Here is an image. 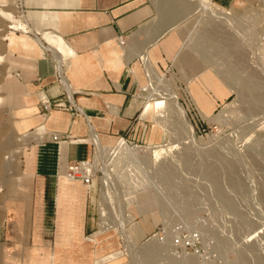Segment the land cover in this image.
<instances>
[{"label":"rangeland","instance_id":"rangeland-1","mask_svg":"<svg viewBox=\"0 0 264 264\" xmlns=\"http://www.w3.org/2000/svg\"><path fill=\"white\" fill-rule=\"evenodd\" d=\"M149 1L155 24L136 51L172 46L135 95L143 108L137 129L124 140L103 137L133 154L93 145L85 160L90 186L79 190L96 237L81 233L75 200L76 218L60 238L53 206L35 232L32 184L22 176L33 138L18 131L5 90L14 81L1 38L15 0L0 7V264H92L97 253L108 257L101 264H264V0H235L228 9L211 0ZM135 62L144 84L145 65ZM170 93L193 138L166 113Z\"/></svg>","mask_w":264,"mask_h":264},{"label":"crops","instance_id":"crops-1","mask_svg":"<svg viewBox=\"0 0 264 264\" xmlns=\"http://www.w3.org/2000/svg\"><path fill=\"white\" fill-rule=\"evenodd\" d=\"M9 1L0 0V7L7 8ZM211 1L228 9L235 0ZM8 14L10 18L6 20L1 41L14 82L9 81L5 90L15 99L18 131L33 138L32 146L24 154L22 176L32 184L30 213L35 232L37 221L41 219L43 223L47 209L52 211L53 206L56 234L60 238L68 223L76 218L69 213L70 202L75 200L81 202V233L99 236L102 233L94 231L89 218L87 193L79 190L80 186L87 188L80 182L79 185L68 182L59 172L67 164L89 158L94 145L93 134L128 139L137 129L135 122L143 108L135 95L146 87L147 77L144 66L143 84L135 62L142 52L136 51V47L143 44L144 34L155 24L151 2L21 0ZM11 25L14 28L11 29ZM119 37L125 43L122 47L116 43ZM37 41L44 43L56 61L60 60L71 102L84 117L57 110L46 117L39 115L42 99H65L54 59L40 49ZM31 45H35L34 50L30 49ZM171 46V41L167 40L148 47L145 55L152 66L158 68V64L165 62L163 56L167 57ZM29 154H32L30 161ZM102 242V238L98 239L94 245L100 248ZM52 253H47L46 261L50 262ZM105 258L108 257L97 253L92 264H101Z\"/></svg>","mask_w":264,"mask_h":264},{"label":"built area","instance_id":"built-area-1","mask_svg":"<svg viewBox=\"0 0 264 264\" xmlns=\"http://www.w3.org/2000/svg\"><path fill=\"white\" fill-rule=\"evenodd\" d=\"M21 0H15L16 4H20ZM119 47L124 46V41L122 37H119L116 41ZM38 46L43 52L49 53L51 57H53L55 65H56V76L58 78V82L63 87L64 90V99L63 101L61 98L54 99L52 101L48 100H41L39 106V115L41 117H46L50 112L53 110L62 111V112H71L73 115L82 116L84 117L82 111L71 102V97L69 96V92L65 88L66 81L63 77L62 70L58 62L55 60L54 56L49 50H46V46L43 42L37 41ZM53 140H57V137L52 136ZM121 139V138H120ZM124 140V139H122ZM89 174H90V165L86 161L81 162H74L66 165L64 177L68 181H75L80 182L88 188L90 185L89 183Z\"/></svg>","mask_w":264,"mask_h":264},{"label":"bare ground","instance_id":"bare-ground-1","mask_svg":"<svg viewBox=\"0 0 264 264\" xmlns=\"http://www.w3.org/2000/svg\"><path fill=\"white\" fill-rule=\"evenodd\" d=\"M198 3L200 4V3H204V2L202 1V2H198ZM211 13L215 14V12H211ZM213 14H211V15L215 16ZM5 15L7 16V18H10L9 14H5ZM216 15L220 16V14H217V13H216ZM214 18H217V17H214ZM219 19L221 20V18H219ZM12 28H14V25L13 26L11 25V29ZM34 46L31 45L30 49L34 50V48H33ZM58 50L62 54L64 53V51H62L61 49H58ZM141 60H142L143 64L146 66L145 69L147 70L146 72L148 74V76H146V77H148L149 81H150L152 78H155L157 76L156 72L154 71L153 66H152L151 62L149 61L148 57H146V55L144 53L141 54ZM57 62L60 65V60L59 59H58ZM146 72H145V74H146ZM65 88L67 89L66 85H65ZM164 95H165V93H164ZM69 96H70V94H69ZM165 102H166V113L172 115L174 117V119H176L178 121V123L182 126V129L189 135L188 137L193 138V130H192L191 126L189 125V123L187 122V120L185 118L184 111H183L182 107L179 105L175 94L174 95L172 93L168 94L166 96V101ZM146 114H147V112H145V115ZM92 137H93L92 141H93V144L96 147L97 152H102L104 148H109V149H112L113 151H122V152L127 153V154H133V152H134V148H130L128 150L121 143H116V142H113V141L108 140V139H103V137H98L95 134H93ZM156 156H157V154H156ZM104 180H106V181L108 180L106 174L104 176ZM68 182H70V181H68ZM106 185L110 186V188L112 189V193L114 195L115 194V192H114L115 190L113 189L112 184L108 181V183L106 182ZM115 196H117V199H118L119 196L118 195H115ZM117 201H119V200H117ZM55 256H56L55 253L51 254L50 262H52L53 259H55Z\"/></svg>","mask_w":264,"mask_h":264}]
</instances>
